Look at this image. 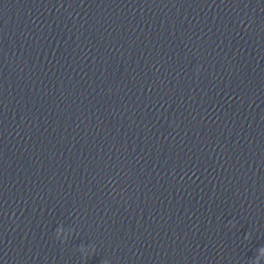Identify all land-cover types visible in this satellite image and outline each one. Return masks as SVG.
<instances>
[{
    "label": "clouds",
    "instance_id": "obj_1",
    "mask_svg": "<svg viewBox=\"0 0 264 264\" xmlns=\"http://www.w3.org/2000/svg\"><path fill=\"white\" fill-rule=\"evenodd\" d=\"M245 238L248 239L249 236L246 235ZM261 260H264V247H261L257 250V254L255 258L252 260V264H260Z\"/></svg>",
    "mask_w": 264,
    "mask_h": 264
}]
</instances>
